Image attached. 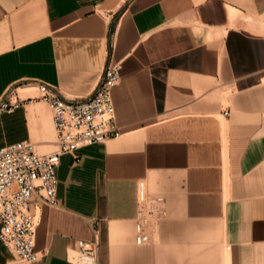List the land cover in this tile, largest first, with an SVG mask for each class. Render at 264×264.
Returning <instances> with one entry per match:
<instances>
[{"label":"crops","instance_id":"crops-1","mask_svg":"<svg viewBox=\"0 0 264 264\" xmlns=\"http://www.w3.org/2000/svg\"><path fill=\"white\" fill-rule=\"evenodd\" d=\"M108 63L122 135L60 157L57 208L31 198L34 264H71L94 230L97 264H264V0H0V97L21 101L0 147H54L35 84L86 98ZM0 264L22 263L0 242Z\"/></svg>","mask_w":264,"mask_h":264},{"label":"built area","instance_id":"built-area-1","mask_svg":"<svg viewBox=\"0 0 264 264\" xmlns=\"http://www.w3.org/2000/svg\"><path fill=\"white\" fill-rule=\"evenodd\" d=\"M121 78L120 66L108 63L92 94L81 99H66L43 83L35 84L50 111L55 132L54 148L40 154L34 143L22 140L0 147V242L22 264L39 261L35 251L37 216L31 210L36 196L47 208H57L56 168L60 157L77 150L105 144L122 135L116 124L112 90ZM21 104L13 90L0 97V114L11 113ZM77 159V157H75ZM138 214L135 244L149 242V227L156 222V206L146 200L143 184L138 185ZM77 240L67 250L71 264H97L99 243Z\"/></svg>","mask_w":264,"mask_h":264},{"label":"rangeland","instance_id":"rangeland-1","mask_svg":"<svg viewBox=\"0 0 264 264\" xmlns=\"http://www.w3.org/2000/svg\"><path fill=\"white\" fill-rule=\"evenodd\" d=\"M54 141H55V137H54ZM53 148H54V147H49V148H47V149H46V148H42V149H41L42 151H40L39 153H40V154H46L47 150L49 151V150H52ZM47 153H48V152H47ZM152 226H153V223H152V225H151L149 228H152ZM149 242H150V240H149ZM149 242H148V243H149Z\"/></svg>","mask_w":264,"mask_h":264}]
</instances>
